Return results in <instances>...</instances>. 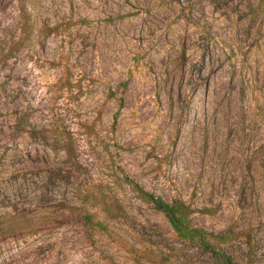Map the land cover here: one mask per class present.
<instances>
[{"label": "rangeland", "instance_id": "obj_1", "mask_svg": "<svg viewBox=\"0 0 264 264\" xmlns=\"http://www.w3.org/2000/svg\"><path fill=\"white\" fill-rule=\"evenodd\" d=\"M125 177L264 264V0H0V264H208Z\"/></svg>", "mask_w": 264, "mask_h": 264}, {"label": "trees", "instance_id": "obj_2", "mask_svg": "<svg viewBox=\"0 0 264 264\" xmlns=\"http://www.w3.org/2000/svg\"><path fill=\"white\" fill-rule=\"evenodd\" d=\"M125 181L128 183L129 189L136 194V197L140 201L150 204L155 211L165 217L174 233V237L183 245V247L173 248L175 254L179 256V254H184L187 249H198L208 256V264H240L235 257L225 250L226 246L236 242L238 239L237 234L232 230L227 229L221 232H213L196 227L192 224L191 216L194 210L190 205L179 199H174L170 202L165 201L161 197L145 191L133 180L125 177ZM110 206L104 203V207L100 209L102 217L108 218L112 216L111 214H115L114 217L122 218L124 221L129 222L128 217L119 208H111ZM76 215L78 220L87 229L99 231L110 239H114L106 222L99 217V214L90 212L88 207H79ZM143 242L151 243V241L145 239H143ZM152 245L156 246L161 254L163 253V250L159 249L162 247L160 244L152 243ZM127 251L129 250L127 249ZM248 256L251 258L252 252ZM159 261L160 263L169 261V255L162 254Z\"/></svg>", "mask_w": 264, "mask_h": 264}]
</instances>
